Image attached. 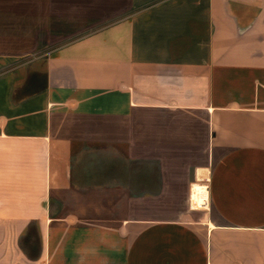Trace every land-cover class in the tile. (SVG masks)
<instances>
[{
	"label": "crops",
	"instance_id": "crops-1",
	"mask_svg": "<svg viewBox=\"0 0 264 264\" xmlns=\"http://www.w3.org/2000/svg\"><path fill=\"white\" fill-rule=\"evenodd\" d=\"M58 2L0 0V264H264V0Z\"/></svg>",
	"mask_w": 264,
	"mask_h": 264
},
{
	"label": "rangeland",
	"instance_id": "rangeland-1",
	"mask_svg": "<svg viewBox=\"0 0 264 264\" xmlns=\"http://www.w3.org/2000/svg\"><path fill=\"white\" fill-rule=\"evenodd\" d=\"M67 0H59L58 2V5H59V12H58V16L60 19H63V17L66 15V17L69 16V12L68 11H64L63 10V7H65L67 5ZM60 23V22H58ZM65 26L67 28H63V27H60L58 25V27L56 28H52V30H56V32L58 33V37H60L61 35H66L69 33V22L65 20ZM55 32V31H54ZM47 45H43V47H45ZM44 49L45 48H42V51L41 53H39L38 55L36 56H39L41 57V59H44L45 58V53H44ZM29 60V58L27 59ZM182 205H178V207H181ZM211 211V208L208 206V208L204 211V213H201V212H190V213H187L185 215H183V217L180 218V220H183L184 218H186L185 220L187 222H190V223H193L195 220H197L199 217L203 216V214L205 213H209Z\"/></svg>",
	"mask_w": 264,
	"mask_h": 264
}]
</instances>
